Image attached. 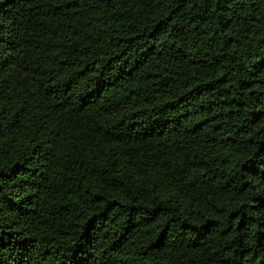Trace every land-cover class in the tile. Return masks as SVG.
I'll list each match as a JSON object with an SVG mask.
<instances>
[{"label": "trees", "instance_id": "trees-1", "mask_svg": "<svg viewBox=\"0 0 264 264\" xmlns=\"http://www.w3.org/2000/svg\"><path fill=\"white\" fill-rule=\"evenodd\" d=\"M0 264H264V0H0Z\"/></svg>", "mask_w": 264, "mask_h": 264}]
</instances>
